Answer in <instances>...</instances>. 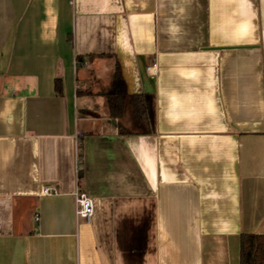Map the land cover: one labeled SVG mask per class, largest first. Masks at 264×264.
Here are the masks:
<instances>
[{"label": "crops", "instance_id": "0c3cea01", "mask_svg": "<svg viewBox=\"0 0 264 264\" xmlns=\"http://www.w3.org/2000/svg\"><path fill=\"white\" fill-rule=\"evenodd\" d=\"M116 64L151 133L109 117ZM242 235L264 236V0H0V264H239Z\"/></svg>", "mask_w": 264, "mask_h": 264}, {"label": "trees", "instance_id": "16d2710c", "mask_svg": "<svg viewBox=\"0 0 264 264\" xmlns=\"http://www.w3.org/2000/svg\"><path fill=\"white\" fill-rule=\"evenodd\" d=\"M54 90L60 95L62 84L59 79L54 81ZM102 95L105 97L106 105L111 119L122 117L124 108L128 106L131 110L135 125L144 128L143 133H151L153 130V98L149 95L129 94L116 64L111 77L110 86ZM120 135L131 134L128 130L118 127ZM81 173H78V177ZM239 264H264V236L242 235L240 237Z\"/></svg>", "mask_w": 264, "mask_h": 264}, {"label": "built area", "instance_id": "2783aa9c", "mask_svg": "<svg viewBox=\"0 0 264 264\" xmlns=\"http://www.w3.org/2000/svg\"><path fill=\"white\" fill-rule=\"evenodd\" d=\"M145 72L150 76H155L157 74L156 62H151L148 64L145 67ZM54 194L55 191L48 187H45L40 191L41 196H52ZM73 195L76 204V216L85 222H89L93 216L92 199L79 187H76ZM34 220L38 221V215H35Z\"/></svg>", "mask_w": 264, "mask_h": 264}]
</instances>
